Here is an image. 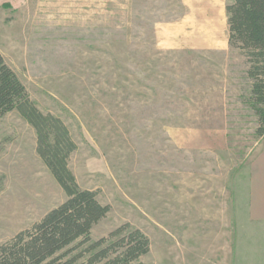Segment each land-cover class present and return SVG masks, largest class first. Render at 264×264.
Instances as JSON below:
<instances>
[{"label":"rangeland","instance_id":"1","mask_svg":"<svg viewBox=\"0 0 264 264\" xmlns=\"http://www.w3.org/2000/svg\"><path fill=\"white\" fill-rule=\"evenodd\" d=\"M150 2L0 0V52L39 109L67 125L79 185L111 206L92 239L130 223L150 239L143 264H254L248 172L264 134L240 52L162 47ZM66 199L36 130L7 113L0 244Z\"/></svg>","mask_w":264,"mask_h":264},{"label":"trees","instance_id":"2","mask_svg":"<svg viewBox=\"0 0 264 264\" xmlns=\"http://www.w3.org/2000/svg\"><path fill=\"white\" fill-rule=\"evenodd\" d=\"M227 13L230 45L245 57L251 80L246 101L258 117L257 132L264 134V0H232ZM14 110L36 130L37 151L67 199L0 244V264H75L80 258V264H143L140 259L150 252V239L130 223L107 237L92 239L93 227L107 216L111 206L103 204L96 191L79 185L69 167L77 144L67 125L39 109L0 52V119ZM79 240L81 251L68 257Z\"/></svg>","mask_w":264,"mask_h":264},{"label":"crops","instance_id":"3","mask_svg":"<svg viewBox=\"0 0 264 264\" xmlns=\"http://www.w3.org/2000/svg\"><path fill=\"white\" fill-rule=\"evenodd\" d=\"M228 3L227 0H151L149 11L155 13L152 20L155 39L166 49L218 50L230 57L228 51L236 48L229 41ZM240 57L246 71V59L241 52ZM248 173V215L255 231L260 233L262 251L260 258L255 255L254 264H264V144L254 156Z\"/></svg>","mask_w":264,"mask_h":264}]
</instances>
